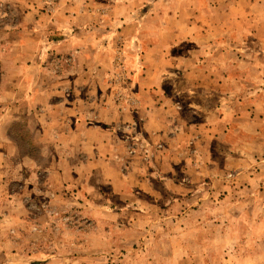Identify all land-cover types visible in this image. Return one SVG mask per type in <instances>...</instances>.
<instances>
[{"label": "rangeland", "instance_id": "obj_1", "mask_svg": "<svg viewBox=\"0 0 264 264\" xmlns=\"http://www.w3.org/2000/svg\"><path fill=\"white\" fill-rule=\"evenodd\" d=\"M115 1L0 0V264H264V0H145L156 5L146 25L193 38L212 117L165 148L124 123L111 144L82 152L54 136L72 122L60 128L54 115L70 108L50 102L80 82L66 70L83 34L103 35L108 16L93 4ZM65 36L74 48L59 54ZM111 37L87 42L113 57L108 73L86 77L94 95L104 83L129 102V57L140 52ZM247 108L254 116L238 118Z\"/></svg>", "mask_w": 264, "mask_h": 264}, {"label": "crops", "instance_id": "obj_2", "mask_svg": "<svg viewBox=\"0 0 264 264\" xmlns=\"http://www.w3.org/2000/svg\"><path fill=\"white\" fill-rule=\"evenodd\" d=\"M133 1L120 0V2L115 1L109 5L99 2L93 4L96 6V11L100 10L95 15L102 16L101 12L104 11L105 15L108 16L107 21L99 23L103 35L95 33L90 38V35L84 33V40L82 37H78L82 43L75 47L80 46L82 52L78 54L77 51L75 53L77 54L76 64L66 70V73L67 75H82L80 82L77 78L74 81L75 84L68 82L67 85L60 86V91H72L70 99L61 95V97L54 99L56 101L50 102L52 109H58L61 106L70 108L68 113L61 112L60 115H54L55 122L60 124V128L63 127V122H72L69 128L67 125L63 131H54V136L59 140L73 138L75 140L72 145L73 148L82 150V152L88 148L94 150L103 144H111L112 139L116 138L118 129L124 123L134 124L132 129L135 132L134 135L144 138L147 145V139L155 138L154 143L158 149L160 147L165 148L166 144L168 145L170 142L172 145L177 144L174 139L169 138L170 135L175 137L178 134L177 131H181V133L185 131L183 136L192 135L191 132H196V123L203 124L202 128L205 129L204 126L212 117L213 112L211 113V108H209L211 104H207L208 101L212 102L214 98L213 87L209 85L211 78L205 80L209 72L207 67L199 62L200 57L194 53L196 50L191 44L193 38L186 36L176 40L172 33L169 36L166 32L165 34L160 33L164 24L146 25V16L148 18L153 17L150 10H154L155 3L152 7L147 8L145 0ZM86 5L88 4L86 3ZM121 7L125 9L124 13H118L121 12ZM153 34L156 35L153 36ZM111 36H114L116 41L123 38L130 41L133 39L134 47L140 52L133 54L136 56L134 60L129 57L131 62L129 70L132 75V81L129 84L130 92L127 93L131 94L129 102H126V99L118 101L115 97H113V101L112 95L110 93L109 96L106 91L107 86L104 83V91L99 93L101 96L94 95V92L99 91L98 88L95 89L97 79L86 77V75L108 73L113 57V55L110 57L109 51L107 53L104 49H87L85 47L87 42L91 40L105 41L107 37L112 38ZM164 36L166 37L164 38ZM69 40L70 36H65L59 49L55 47V52L64 54L72 50L74 46L69 45L71 44ZM162 40H164V44ZM167 42L169 48H166L165 43ZM65 44L68 45L65 46ZM85 86H87L85 95H80ZM127 90H129L128 87ZM210 98L211 100H209ZM115 100L119 103H125V108L122 111L118 110L119 105ZM84 109H88L90 112L88 123H83L81 118ZM189 114L192 117L198 116L199 121H191L187 116ZM48 116L50 115L48 114ZM253 116V111L248 108L245 112H238L237 114L238 118H251ZM237 117L234 116L233 119ZM48 119L53 121L52 117ZM211 126L207 131L211 130ZM91 129L97 132L96 140L90 138L87 133L82 134L83 130L88 132ZM177 137L180 138V135ZM83 138L86 140L84 141ZM115 150L112 151L115 152Z\"/></svg>", "mask_w": 264, "mask_h": 264}]
</instances>
